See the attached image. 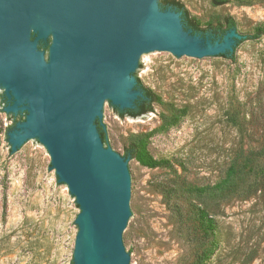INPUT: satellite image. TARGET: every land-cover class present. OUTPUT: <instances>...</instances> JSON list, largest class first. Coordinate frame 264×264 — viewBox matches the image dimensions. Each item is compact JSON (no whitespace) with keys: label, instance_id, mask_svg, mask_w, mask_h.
I'll list each match as a JSON object with an SVG mask.
<instances>
[{"label":"rangeland","instance_id":"374dc122","mask_svg":"<svg viewBox=\"0 0 264 264\" xmlns=\"http://www.w3.org/2000/svg\"><path fill=\"white\" fill-rule=\"evenodd\" d=\"M178 1L202 27L232 17L238 38L229 58L208 55V63L145 57L132 76L158 97L153 112L120 118L109 104L103 115L104 147L123 157L131 142L144 140L155 159L170 163L150 169L128 160L138 199L128 252L135 264H193L203 250L205 264H264V0ZM51 41L37 42L45 59ZM4 95L0 85V264H76L82 209L38 137L7 139L11 130L25 132L14 127L27 112ZM176 111L183 112L177 124L165 125ZM198 210L214 223L209 235Z\"/></svg>","mask_w":264,"mask_h":264},{"label":"water","instance_id":"95a60500","mask_svg":"<svg viewBox=\"0 0 264 264\" xmlns=\"http://www.w3.org/2000/svg\"><path fill=\"white\" fill-rule=\"evenodd\" d=\"M49 35L45 59L37 42ZM233 37L236 29L222 42H203L184 30L179 13L161 10L158 0H0V85L5 97L15 98L14 108L27 112L16 124L25 132L7 136L18 142L38 137L82 209L76 264H91L85 214L99 264H135L125 235L138 202L136 179L129 159L104 147L96 125L109 103L121 111L135 108L143 93L132 74H140L145 57L208 63V55L233 50Z\"/></svg>","mask_w":264,"mask_h":264},{"label":"trees","instance_id":"16d2710c","mask_svg":"<svg viewBox=\"0 0 264 264\" xmlns=\"http://www.w3.org/2000/svg\"><path fill=\"white\" fill-rule=\"evenodd\" d=\"M230 0H211L212 4L214 6H221L225 5ZM169 5H173L174 7H177V11L183 12V21L188 29H192L195 33H201L202 35L206 33L216 34L221 33L224 34L229 29H235L236 23L232 17H226L224 19V23H221L217 26H213L211 23H209L206 27H202L201 23L196 20L195 18L190 16V13L185 8L184 4L177 0H162L161 6L163 8H167ZM226 27L223 29V27ZM261 34L256 33L254 35L248 36L247 40H255L260 38ZM224 57H228V55H222ZM135 78L137 80V88L142 91L143 97L139 98L135 103L134 109L124 110L121 111L117 107L111 105L112 109L118 115L120 118H139L142 116L147 115L148 113L153 112L154 110V104L159 101L158 97L148 88H145L140 79L135 75ZM183 113V112H182ZM182 113L174 112L169 116L163 117V123L167 126H173L176 125L178 120L183 116ZM98 132L101 136V139L104 144L107 143V135L104 130V127L101 123L98 121L96 122ZM8 139V137H7ZM125 159H132L138 162L141 166L147 167L150 169H155L159 167H168L170 166L169 161L167 160H158L155 159L150 152L148 151L146 142L144 140L131 142L126 148H125V155L123 156ZM232 171V168H231ZM217 189V188H215ZM262 192L264 193V181L261 187ZM200 192H206V190H201ZM79 207V205L77 204ZM197 214L200 217V220L205 224L207 230L206 234L209 235L210 231L214 230V223L211 218L204 212V211H197ZM207 260V252L203 250L199 254L196 255V258L193 262V264H205ZM73 264V263H72Z\"/></svg>","mask_w":264,"mask_h":264},{"label":"flooded vegetation","instance_id":"af4514ba","mask_svg":"<svg viewBox=\"0 0 264 264\" xmlns=\"http://www.w3.org/2000/svg\"><path fill=\"white\" fill-rule=\"evenodd\" d=\"M161 1L162 0H158V4H159V7L161 10L163 11H166V10H172V11H175L177 13H179L180 15V19H181V22L183 24V27H184V30L189 32L191 35H197V36H200L202 38H206V39H210L212 41H219V42H222L224 40V37L227 36L230 32L234 31V29H229L227 30L224 34H221V33H216V34H211V33H206L204 35H202L201 33H195L193 32L192 29H188L184 23V19H183V12L182 11H177V7H174L173 5H169L167 8H163L161 6ZM178 1V0H177ZM222 6V5H221ZM226 27L224 26L223 29H225ZM20 122H17L16 124H18ZM15 124V126H16Z\"/></svg>","mask_w":264,"mask_h":264},{"label":"bare ground","instance_id":"6f19581e","mask_svg":"<svg viewBox=\"0 0 264 264\" xmlns=\"http://www.w3.org/2000/svg\"><path fill=\"white\" fill-rule=\"evenodd\" d=\"M83 219H84V225H85L84 238L86 239L90 247V251H92L90 253V256L86 257V263L99 264L98 254L96 252L95 243L93 241L90 223H89V220H86V214L83 216Z\"/></svg>","mask_w":264,"mask_h":264}]
</instances>
